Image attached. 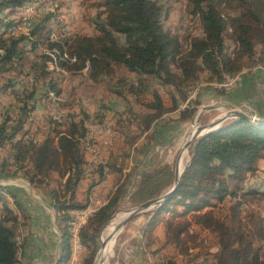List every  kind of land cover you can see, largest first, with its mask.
<instances>
[{
	"label": "trees",
	"instance_id": "obj_1",
	"mask_svg": "<svg viewBox=\"0 0 264 264\" xmlns=\"http://www.w3.org/2000/svg\"><path fill=\"white\" fill-rule=\"evenodd\" d=\"M96 1L98 12L91 19L93 35L63 36L61 29L64 26L61 25L60 19L55 18V10L41 14L36 21L35 14L29 33L3 37L0 40V79L14 73L9 76L8 79L12 80L7 84L0 82V96L14 88L13 80L20 77L26 78L27 81L31 79L34 86L35 83H41L42 87L25 88L21 85L18 86V91L11 92L15 103L4 109L2 114L0 148L8 143L13 156L1 164L0 178L11 177L12 174L5 172L15 170L22 172L31 184L39 186L48 184L52 174L59 177L60 180L48 196L55 200L56 208L64 212L66 227L62 242L63 263L71 259L68 235L70 213L85 207L89 202L85 205L76 204L75 195L80 181L84 179L88 162L84 141L89 133L86 123L93 116L81 111L80 118L69 115L70 120L65 123L48 117V125L42 126L44 131L37 125L39 128L32 131L34 133L29 132L34 126L32 121L35 109L40 103V95L51 101L50 94L54 97L64 94L60 72H57L59 70L55 67H50L49 62H55L57 67L70 72L72 77L87 69L90 82L97 84L108 79L113 80L116 85L110 86L112 93L122 98L128 92L127 97H136L140 106L128 108L119 114L117 112L114 124L107 119L105 113L110 110L108 104H103L101 113L96 117L97 122L110 130L113 140L119 130L128 133V129H131L132 134L127 136L131 146L144 138V144L136 151L141 152L142 156L139 163L144 169L138 173L141 181L129 195L135 205L160 197L164 191L168 192L174 186L175 171L172 167L165 166L152 172L147 171V168L152 166L156 146L172 144L182 125L195 118L197 108H191L189 94L184 88L198 81L200 68L209 70L213 76L211 80L217 84H223L227 77L242 76L239 88L230 94L227 93L225 98L243 111L264 120L261 113L255 110L254 96L249 93L250 86L255 81V77L251 76L256 73L253 70L259 63L264 64L263 56L255 58L257 47L264 49V0H188L187 14L199 19L202 36H189L186 45L178 35L165 28L164 18L168 16L169 10L156 0ZM27 2L0 0V28L5 25L3 21L7 20V16L11 15L10 11L20 12L29 4ZM5 13H8L6 18L3 16ZM50 19L51 23H59V42L50 40L52 30L47 38L39 31ZM8 21L5 26H9V29L19 24H15V20ZM227 35L236 45V50L232 53H229L226 47ZM45 43L48 53L37 56L40 62L31 61L29 72L21 65L22 71L17 72L18 65L28 56L25 46L31 44V48L36 50ZM59 53L64 54V59L60 58L63 61L58 63ZM245 57L249 61L252 60L250 66L254 68L251 67L249 72L253 74L241 73L242 66L237 67L236 61ZM73 61L76 62L72 63ZM261 70L257 69V72ZM120 72L122 74L118 76ZM133 78L136 79L135 82ZM242 83L247 87L243 88ZM160 89L167 90L169 101ZM141 95L145 98H138ZM137 108L141 109V112H138ZM174 113L179 117L176 120L164 118L165 115ZM120 119L127 123L125 130L118 127V123L122 122ZM134 124L137 125L136 131L132 129ZM172 131L175 133V140L165 139ZM38 134L43 136L42 140L37 138ZM26 135L29 137L25 138ZM114 148L115 141L111 150ZM130 156L131 154H125L126 158ZM111 157L112 152L107 157L109 172L105 174L100 166L94 174L100 175L99 184L107 179L112 170H117V163H113ZM260 160H264V123L256 124L244 118H234L218 131L197 140L191 147V161L182 173L177 191L155 211L148 230L149 237H152L155 227L166 220V215L171 214V218L166 221V238L167 243L175 245L176 248L183 246L185 250L188 249L183 237L196 226L214 235L216 252L212 254L217 257L215 264H264L260 248L256 249L251 242L244 239V235H239L236 228L227 225L228 222L239 220L241 202L244 203L240 198H264V190L251 186L250 191L237 188L234 192L230 183H243L246 177L249 185L264 187L262 178L251 181L247 179V175L258 171ZM134 173L132 171L127 175L109 204L101 207L86 223L81 233L84 244L87 239L90 246L91 243L96 246L99 234L118 206L121 196L128 190ZM228 197L239 200L232 206L229 204L230 207L226 209L228 216H219V205ZM178 208L183 209L182 213L178 212ZM190 214L194 215V221L187 220L177 224L173 222L175 218ZM9 221L12 220H0V264H20L19 235L14 226H8ZM257 233L264 238L263 228ZM138 247L142 248L141 244ZM208 263L209 260L204 264ZM85 264H93V260L90 259Z\"/></svg>",
	"mask_w": 264,
	"mask_h": 264
},
{
	"label": "rangeland",
	"instance_id": "obj_2",
	"mask_svg": "<svg viewBox=\"0 0 264 264\" xmlns=\"http://www.w3.org/2000/svg\"><path fill=\"white\" fill-rule=\"evenodd\" d=\"M27 1H28L27 3L29 4L26 3L27 5H25L23 9L21 8L22 10L20 12L10 11L13 14L10 13L11 15L7 16V14L9 13V11H7L8 13H5L3 15L4 17L7 16L6 18L7 20L3 21L5 25L9 23L8 20H15L17 22L15 24L21 23L23 20V17L25 20L26 7L31 8V14H36L35 21L38 20L42 16L41 14H45V13H41V10L43 8L53 7V12L57 10L55 12L56 13L55 18L60 19L62 26H65V25L67 26L70 24V27H71L70 29L73 30V34H77L76 36L93 35V26L91 23V19L95 17L98 12V7L96 6L97 4L96 0H27ZM156 1H158L161 5H163L166 10H169L168 16H165L164 18L165 28L170 30L172 33L178 35L184 44L186 42V39L189 36H192V37L202 36V29H201L199 19L194 18V17L192 18L189 14H187L188 11L186 10L188 8V0H156ZM71 6L73 7L70 10ZM55 22L57 21H53L51 23V19H50L45 24V26H43V28L39 29V31H41L43 33V36L47 38L52 30L50 37L54 38V42H59L61 41L60 34L58 33L59 23L57 24ZM5 25L0 28V40H2L1 38L3 37L6 38L10 36L8 34L9 26H5ZM20 28L22 30L18 31L19 35H24L30 32V30L27 31V29L23 27L22 25H20ZM63 36H67V35L63 34ZM226 37H227L226 47L228 48V52L232 53L236 50V45L229 38L228 35ZM45 49H46V43L38 47L36 50L31 48V44H28L27 46H25V50L28 52L27 53L28 56L23 62H21V64L18 65L17 72L22 71L23 65L26 71L28 72L31 71V69H29L30 62L33 60L34 61L37 60L38 62H40L37 56H40L41 53H44V51L47 52ZM56 52L58 53V51ZM256 52H257L255 56L256 59L258 57L260 58V56L264 57V49H262L260 46L257 47ZM63 55L64 54L59 53L58 63L59 61H63L62 60ZM60 58L62 59L60 60ZM251 61H249L247 57L240 58L238 61H236L237 67L242 66V69H241L242 71H240L241 73H244L247 75L252 74L251 72H249L250 71L249 69L252 67L250 66ZM74 62L76 61H73L72 63ZM259 66H262L263 68ZM256 67H258V69H262L261 72L264 76V64L259 63L258 65H256ZM58 68H59V71L56 70L57 72H60V74L67 76V79H63L62 81V85L65 89V92H64L65 98L63 100H66V102L63 103L61 96L58 97L55 95L54 100L51 99V101H49L48 99H45L43 95L42 96L40 95V98L38 100L43 106V109H37V108L35 109L34 120L31 119L33 120L32 123H34L35 127L33 126L30 128V131H29L30 133L32 131H35L36 128L37 129L39 128V127H36L38 123L40 124V126H44V125L47 126L49 122L48 117L54 119L58 110L60 111L62 110V113L65 116L64 120L66 121L68 119L70 120V118H67L69 115H73V117L75 116L76 118L78 117L80 118L81 111L88 112L91 116H93L92 118L94 119H92V122L93 124H95L97 122L96 121L97 115L101 113V111L99 112V109L97 108H101L103 106V103L100 104L97 98L102 97L109 101L110 99L108 98V96H111V92H112L111 91L112 88L110 89V86L116 85L115 81L113 80L110 81L109 79L100 84L97 83L93 85V83L89 81L88 71L86 70L83 71L78 76L72 77L70 72L64 69H61L59 66ZM13 74L14 73H11L6 77L1 78L0 82L2 84L4 83L7 84L9 80H12V79H8L9 76H12ZM121 74H122L121 72L118 73V76H121ZM198 76H199L198 81L190 85H186L184 88V90L189 94V101H190L191 108H197V113H196L195 118L191 122L190 121L186 122L187 125H184V124L182 125L183 127H181L180 132H178L179 135L176 137L175 142L172 143L173 145L171 149H169L168 151L166 150V151L157 153V155H154L152 159V166L147 168V171L152 172V171L161 169L165 166H170L175 171L177 168L180 153L183 150L184 144L190 137L189 131L191 129L193 132L195 127L207 126L211 124V122H214L217 118L225 119L226 117H229L232 110H237V109L242 110V108L237 107V105H235L234 103L230 101H227L225 98L227 93L230 94L234 92L235 90H237L238 85L236 87L233 86L234 88L231 87L232 89L228 87L227 88L221 87L222 84H217L213 82V80H211L213 76L211 75L210 71L207 69H203V68H200L198 70ZM227 78H231V77H227ZM235 78H238V77H235ZM133 81L135 82L136 79L133 78ZM226 81L228 82L229 79L228 80L226 79ZM33 82L34 81H32L31 79L30 81L29 80L27 81V79L23 77L14 79L13 80L14 88L12 87L7 94L0 96V123L3 121L2 114L4 112V109L9 107L10 104L15 103V99L12 94L14 90L18 91L19 90L18 86H21V85H23V87L25 88H28V87L33 88L32 87L34 86ZM38 84L39 85L35 83V86H37V89H41L42 88L41 83H38ZM160 90L162 92L164 91V94H165L164 96L169 101L167 90L166 89H160ZM263 90L264 89H262V91ZM127 93H125L122 98L120 97V100H122L120 101L122 105L119 107H123V108L121 111H118L117 114H119V112L127 111L128 108H135V107L140 106L136 102L137 100L135 99L136 97L133 95L132 97L130 96L127 97ZM95 94L97 95V97L94 96ZM128 95H131V94H128ZM138 98L144 99L145 97L141 95ZM261 99H264V98L261 97ZM90 102H94L95 107H96L95 111H91V110L89 111V108H88L89 106H87V104H89ZM261 102L263 101L261 100ZM62 103L63 105H61ZM109 104H112V101ZM106 105L107 104L104 103V106ZM136 110L138 112H141V109L137 108ZM105 113L107 114V112ZM167 118L170 120L171 119L176 120L179 117H178V114L174 113V114L168 115ZM120 120H122V122L118 123L119 125L118 124L117 125L119 129L125 130L127 128L126 127L127 123L124 121V119H120ZM66 121H61V122L65 123ZM229 121L230 120H227L226 122L221 124L220 128L222 126L227 125ZM130 130L131 129H128L127 132L128 133L131 132ZM102 136L104 137L105 135H99L97 137L100 138ZM99 141L101 142L102 140L99 139ZM191 147L189 148V151L187 153L188 154L187 158H189L188 163L189 161H191ZM111 148L112 146H104L103 155L107 156L106 153H108L111 150ZM2 150H3V156H5L6 152L8 151V148L2 149ZM136 158H137V154H135V159ZM136 181L137 182H135V186L137 187L140 184L141 180L137 179ZM230 183H231V188L233 191L237 188L249 190L251 186L256 187L257 189H262L259 187H263L261 185H249V183H247L246 177L243 183L234 182V181H230ZM133 191H132V188L128 189L126 193L121 196V200L118 206L112 212V215L109 221L107 222V224L105 225V227H107L112 216L117 212V210L118 211L122 210L121 212H126L128 214L131 210L139 206V205L133 204L129 197L130 193ZM165 192H167V190L164 191L162 195H164ZM236 200H239V198H236ZM236 200L233 197H228L226 198L225 201H228L229 204L232 206V204H234ZM240 200H242L244 203L241 202L242 210L238 217L239 220H236L235 222L234 221L228 222L227 225L231 226L232 228H236L237 229L236 231L239 232V235H244V239L248 242H251L256 249L260 248L261 256L264 258V238L257 233V231L260 228L264 229V198L261 199L257 196H253V197L248 196L245 199L240 198ZM230 205L226 204L225 207L221 206L220 210L217 211V213H219V216H224V215L228 216L229 213L226 211V209H228ZM156 210H157V207H155L154 209H152L146 214H140L139 216L134 218L131 222H129L124 227V229L116 236V239H115L116 244H114L112 241L109 247L108 251H112V252L109 253L110 257L107 261V264H128L127 262L128 258H131V256L135 255V248L138 247L140 244H142L141 246L143 248L146 247L145 249L147 250L143 252V257L147 261V262L146 261L144 262L145 264H204L207 260H209L208 264L216 263L217 257H214V255L216 254H212L216 252L215 250L216 247L214 246L216 245V239L214 235L211 234L209 231H206L203 229L201 230L200 228L196 226L195 227L193 226L194 227L193 228L192 225L194 224V222L191 225L192 231L188 233L187 235H185V237H183L184 241H186V244H187V248H188L187 250H185L183 246H180V248H176L173 246V251L167 253L164 251H160L161 248H158L157 250L155 246L149 248L148 244L151 242V240H153V238L149 237L148 233L150 232L148 230L150 229V222L152 221V218ZM178 212L180 213V211ZM171 216H172L171 214L166 215L165 217L166 220L170 219ZM127 217L128 216H125L124 219H126ZM178 218L179 219L175 218L173 222L177 224V223H180L183 221L185 222L188 220L186 217L185 218L178 217ZM191 221H194V220L191 219ZM104 231L102 230L103 233ZM102 232L98 236V243L96 244V246H94V244L92 243L90 246L89 245L90 242L87 239H85V244H84L83 238L81 239L83 247L85 248H82V250L79 249L78 251L79 253L76 256L77 260L74 264H79L80 260H82L81 261L82 264H85V262L90 259L93 260V264L96 263L97 255L102 246V236H103ZM153 248H155V251L152 252L151 250H153ZM159 258H160V261L157 262ZM101 262H103V260ZM133 262L134 264H139L138 260H135Z\"/></svg>",
	"mask_w": 264,
	"mask_h": 264
},
{
	"label": "crops",
	"instance_id": "obj_3",
	"mask_svg": "<svg viewBox=\"0 0 264 264\" xmlns=\"http://www.w3.org/2000/svg\"><path fill=\"white\" fill-rule=\"evenodd\" d=\"M28 16V13H26ZM6 18V17H5ZM29 18V17H28ZM24 21V18L22 20V23ZM22 23H19L23 26ZM32 24V23H31ZM16 26L18 34L19 30H22L20 27ZM26 26V27H25ZM27 31L30 27L25 25ZM76 34H73L74 36ZM54 38L50 37V40ZM87 71V69H85ZM84 70V71H85ZM256 72V73H255ZM254 75H251L255 77V81L252 82L253 85L250 86V94H253L255 103H256V111L261 113V115L264 117V76L261 71H255ZM253 74V73H252ZM62 79H67V76H64L62 74L59 75ZM238 78H242L241 76H238ZM92 82V81H91ZM93 83V82H92ZM96 83H93V85ZM100 84V83H99ZM243 88H246L247 85L243 84L241 85ZM62 91L65 92V89L62 85ZM57 96V95H56ZM97 97V95H94ZM105 97V96H103ZM53 98V99H52ZM64 94L61 95V99L63 100ZM108 98L112 101V104H109L111 101L106 100L102 97H98L97 100H99L100 104H108L109 111H107V119L114 124L116 120V113L118 111H121L123 107L121 106L122 100H120V97L116 94H113L111 92V96H108ZM50 99L54 100V96L50 94ZM261 100L263 102H261ZM60 101V100H59ZM66 100H63V103H65ZM261 102V103H259ZM63 103L61 105H63ZM97 104V102H96ZM89 106V111H95L96 107L94 102H90L87 104ZM37 109H43V106L41 103H38ZM99 111H101V108H97ZM113 110V111H112ZM35 113V112H34ZM256 116V115H255ZM168 116L165 115L164 118L168 120ZM115 118V119H114ZM60 123H63L59 121ZM39 127H41L44 131L45 128L40 126V124H37ZM185 125H187L185 123ZM132 129L134 131L137 130V125L134 124L132 126ZM119 130V129H118ZM192 131V129L189 131ZM34 133V132H32ZM132 135L126 132H122L119 130V133L115 136V148L111 151H107L106 153L107 157L110 156V153L112 152L111 161L113 163H117V170H112V172L108 175L107 179L103 182H100V175H94L89 180H81L77 189H76V195H75V203L79 205H85L90 199H94L99 205L102 207L109 204L111 198L115 194L118 187L122 184V182L125 181L128 174H131L132 171L135 172L131 176V180L128 184V189L132 188V191L136 189L135 182L136 180L140 179V175L138 176V173L141 172L144 168L139 163L140 159H142V156L140 153H137L139 147L144 144V139L141 138L139 142L134 143L133 146H131L127 141V136ZM147 135V133L145 134ZM22 136V135H21ZM29 135H26L25 138H28ZM37 138L39 140L43 139V136L41 134H38ZM105 139V137H101L100 140ZM165 139L169 140H175V133L172 131L170 132L169 136ZM175 142V141H174ZM173 144H165L162 146H156L155 151L153 155H157V153L168 151L172 148ZM8 148V151L6 152V155L3 156V150ZM12 148L7 143L4 145V147L0 148V166L4 162V160H8L10 157L13 156L11 154ZM125 154H131L130 157H125ZM135 154H137V158L135 161ZM87 161L89 160V156L86 155ZM12 162V160H10ZM120 169V170H118ZM12 174L11 177H4L0 178V220L2 219H11L12 221L8 222V226L12 227L14 226L18 232L19 235V242L21 244L20 250H19V261L20 264H72L74 259V247H71V259L68 260L67 263H63L61 258L64 256V253L62 251V242L64 239L65 234V227L66 224L64 222V212L59 211L56 208L55 200L48 196L50 195L51 190L56 186V183L60 180L59 177L56 174H52L49 177L48 184L45 185H34L31 184L29 181L26 180V178L23 176L22 172L19 171H6L5 174ZM123 174V177H122ZM252 178V179H250ZM262 178L264 179V160H260L258 162V171L255 174L247 175V179L249 181L254 179ZM44 188V189H43ZM15 195V196H14ZM16 197V198H15ZM224 204V205H223ZM228 204V201H224V203L220 204L219 207ZM101 207L97 208L96 213ZM180 213H182L183 209L178 208ZM187 215L185 216L189 221L193 219L194 215ZM181 217V218H185ZM179 219V218H176ZM120 220V219H119ZM118 220H115L114 222H111L107 233L109 236L110 233L115 228V222ZM167 220L164 219L161 223L158 224L157 227L152 232V238L153 241L151 242V245L149 248L155 246V248H161L160 251L164 252H171L173 251V246L171 243H167ZM146 223V222H145ZM143 232V230H142ZM141 232V233H142ZM81 240V238H80ZM111 239L109 240L108 244L110 243ZM142 245V244H141ZM142 247V246H141ZM80 248L83 247L82 242L80 241ZM135 248V247H133ZM132 248V249H133ZM146 248V247H145ZM145 248H135V255L131 256V258H128L127 262L128 264H134L133 261L138 260L139 264H145L146 261L143 257V252L147 251ZM155 248L151 250L152 252L155 251ZM112 251H109V253ZM85 253V252H83ZM138 253V256H137ZM156 254V253H155ZM158 254V253H157ZM82 256V255H81ZM150 256V255H149ZM82 260L79 261V264ZM147 262V261H146Z\"/></svg>",
	"mask_w": 264,
	"mask_h": 264
},
{
	"label": "built area",
	"instance_id": "obj_4",
	"mask_svg": "<svg viewBox=\"0 0 264 264\" xmlns=\"http://www.w3.org/2000/svg\"><path fill=\"white\" fill-rule=\"evenodd\" d=\"M73 6H71L70 10L72 9ZM28 12L29 15V22L33 23L35 15H31V8L26 7L25 9ZM49 12H53V7H45L41 10V13L48 14ZM70 24L65 25L61 30L62 34H66L68 37L72 36L73 30L70 29ZM59 34H61L59 31ZM8 34H14V31H8ZM258 67L255 68L254 71H257ZM221 87L224 88H231L233 86L239 85L241 82L242 78H227ZM227 82V83H226ZM234 88V87H233ZM232 89V88H231ZM64 115L62 113V110H58L54 119L56 121H66L64 120ZM68 118V117H67ZM93 119V118H92ZM92 119L89 120V122L86 123L89 133L85 138V149L87 152V156H89V160L86 164L85 167V172H84V179L89 180L93 177V175L98 171L100 166L103 167L104 173L107 174L109 172L108 170V161H107V156L103 155V147L104 146H113V136L110 132V130L104 125L99 122H96L93 124ZM91 122V123H90ZM99 135H105V139H103L101 142L99 141ZM103 137V136H102ZM102 207L99 205L94 199H90L89 202L86 204L85 207L79 208L78 210L71 211L70 213V220L72 222V244L74 246V262H76V256L78 255V251L80 248V241L78 240V233H80V225L82 223H88L92 219V214L94 209ZM194 228V227H193ZM192 231V230H191ZM82 250V249H81ZM161 257V256H160ZM160 261V258L157 260V262Z\"/></svg>",
	"mask_w": 264,
	"mask_h": 264
},
{
	"label": "water",
	"instance_id": "obj_5",
	"mask_svg": "<svg viewBox=\"0 0 264 264\" xmlns=\"http://www.w3.org/2000/svg\"><path fill=\"white\" fill-rule=\"evenodd\" d=\"M234 118H244L247 119L249 121H252L256 124H261L264 123L263 119L258 118L255 115H251L243 110L237 109V110H232L229 117H226L224 120L222 121H214L211 124L207 125V126H199V130L196 133V136L194 137V139H192L190 142H187L185 147H191V145L196 142L197 140L213 133L216 132L220 129V124L226 122L227 120H231ZM181 177H182V173L181 175L175 170V183L174 186L168 191L166 192L164 195L149 200L139 206H137L136 208H134L133 210H131L129 212V216L124 219L122 222H120L115 230V234L112 236V238L116 239V236L124 229V227L131 222L134 218H136L137 216H139L142 213H145L147 211H151L152 209H154L155 207H159L161 205H163L167 200H169L170 198H172V196L174 195V193L177 191L179 185H180V181H181ZM114 239V240H115ZM103 246V244H102ZM96 264V263H95Z\"/></svg>",
	"mask_w": 264,
	"mask_h": 264
},
{
	"label": "bare ground",
	"instance_id": "obj_6",
	"mask_svg": "<svg viewBox=\"0 0 264 264\" xmlns=\"http://www.w3.org/2000/svg\"><path fill=\"white\" fill-rule=\"evenodd\" d=\"M26 13H28L27 11H26ZM31 15H35V14H31ZM25 16V15H24ZM29 15L27 16L26 15V18H25V20L23 21V26H25V25H27L28 27H31V23L29 22ZM24 18V17H23ZM21 25V24H20ZM18 27H20L19 25H18ZM26 27V26H25ZM8 31H14V34H9L10 36H15L16 35V32H17V28L16 27H13V28H11V29H8ZM59 33V32H58ZM72 35H73V33H72ZM45 52V51H44ZM45 53H48V52H45ZM54 54V53H53ZM49 55V54H48ZM56 58V57H55ZM64 59V58H63ZM57 60V59H56ZM72 61V60H71ZM58 65V64H57ZM49 66L50 67H55L57 70H59V68L56 66V64H55V62H49ZM230 113V112H229ZM222 120H224V119H216L215 121L217 122V121H222ZM212 123V122H211ZM223 124V123H222ZM220 126H221V124H220ZM199 130V126L198 127H195V129H194V131L192 132V134H191V132H190V134H189V139L186 141V143L187 142H190L192 139H194V137L196 136V133H197V131ZM186 143L184 144V147H183V150L181 151V153H180V156H179V159H178V164H177V168H176V171L181 175V173H183V171H184V169H185V167H186V165H187V163H188V159L189 158H187L188 157V151H189V148L190 147H188V148H186L185 147V145H186ZM259 187V186H258ZM259 188H262V189H259V190H264V187H259ZM73 211H75V210H73ZM96 211H97V208L96 209H94V211H93V214H92V216L96 213ZM122 211V210H121ZM121 211H118L117 210V212L112 216V218H111V220H110V222H109V224L107 225V227H104V229H105V231H104V229H103V231H104V233H103V236H102V244H103V246H101V249H100V251H99V253H98V255H97V258H96V264H107V261H108V259H109V257H110V254H109V247H110V245H111V243H112V241H113V243L114 244H116V240H114L113 238H112V236L115 234V230H116V227H117V225L120 223V222H122L123 221V219L125 218V216H129V213L127 214L126 212H121ZM149 211H147V212H145V213H142V214H146V213H148ZM120 219V220H119ZM115 220H118V221H116L115 222V228L113 229V231L110 233V235L109 236H107L108 235V233H107V230H108V228H109V226H110V224H111V222H114ZM86 225V223H82L81 225H80V233H78V240H80V238H81V233H82V230L84 229V226ZM71 232H72V222H71V220H69V222H68V235H69V240H70V244H71V247L73 248L74 246H73V244H72V236H71ZM111 239V241H110V243L108 244V242H109V240ZM103 260V262H101ZM73 262H74V259H73ZM73 262H72V264H73Z\"/></svg>",
	"mask_w": 264,
	"mask_h": 264
}]
</instances>
